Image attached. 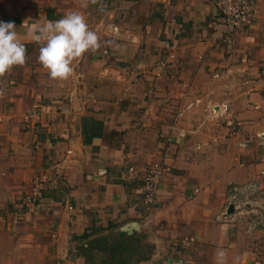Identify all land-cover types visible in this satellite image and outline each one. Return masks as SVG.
Returning <instances> with one entry per match:
<instances>
[{
    "label": "crops",
    "instance_id": "crops-1",
    "mask_svg": "<svg viewBox=\"0 0 264 264\" xmlns=\"http://www.w3.org/2000/svg\"><path fill=\"white\" fill-rule=\"evenodd\" d=\"M73 11L99 46L73 60L72 85L49 77L37 60L44 42L29 31ZM0 21L14 22L26 48L24 64L0 76V264L68 262L85 233L108 226L147 236L154 253L143 264H264V239L227 214L229 185L264 170V0L228 39L209 0H0ZM208 98L231 99L237 137L203 126V105L185 107ZM34 105L39 121L24 122ZM175 110L189 112L175 123ZM163 153L169 172L147 212L144 169ZM42 173V199L27 206Z\"/></svg>",
    "mask_w": 264,
    "mask_h": 264
},
{
    "label": "rangeland",
    "instance_id": "rangeland-1",
    "mask_svg": "<svg viewBox=\"0 0 264 264\" xmlns=\"http://www.w3.org/2000/svg\"><path fill=\"white\" fill-rule=\"evenodd\" d=\"M263 65H262V68H263ZM262 68L260 70V74L264 76ZM77 76H78V71L75 69L73 70L72 74L68 77L70 84L72 85L76 84L75 78ZM135 82L136 81H134V83ZM233 85L234 86L230 87V89L227 91L226 96H232L231 94L236 88L234 83ZM231 102H232L231 99H228V101L223 102V103L222 102L215 103V102H212L211 99L208 98L207 101L204 103L199 104L198 101H194L193 103L185 107H188L187 110L194 108L193 110L196 111L200 106L203 105V108L199 110V112L202 115L201 124L203 126L206 124H211L214 128H219L222 125H225L227 127V135L225 137L228 139L229 138L231 139L233 137H237V134L239 133L238 131H241L240 130L241 126L239 125V123L237 121H234L230 115V111L232 110ZM224 106L227 107V111L225 113H222L223 116H221L218 113ZM183 110H186V108ZM193 110H190V111H193ZM175 112L176 113L174 114L173 122L178 123V121L184 119L186 113H188L189 111H185L184 115H183V111L175 110ZM228 115H230L232 120L229 118ZM179 133L184 135L182 131H179L177 133V136ZM184 136L179 137V138L182 139L184 138ZM257 137L263 138L264 133H261ZM218 153L220 154V152H216L217 156H218ZM230 166L232 167L231 163H230ZM259 176L260 177L256 179L255 181L250 180V181H246V183H243V184L234 183L232 185H229V196H230L229 202L234 207V212L230 216L235 215L242 222H244L245 224H248L249 229L252 232L253 231L256 232L255 234L256 236H258L256 237L257 240H262L264 239V170L260 172ZM122 234H125L126 236L137 237L138 245L140 246L139 247L140 249L138 250L139 252L132 255L131 260H129L130 261L129 264H143L146 261L151 259L154 253V246L152 245L150 240L147 238V236L144 233H141V231L138 229L132 230V229H129L127 226L119 227V228L112 227L108 231L104 232L103 236H109V237H112V239H117ZM93 238L94 237H91L85 240L83 245L86 247V244ZM86 260L84 257H82L81 251H79L78 248H76L73 252H70L69 261L63 262L62 264H65V263L67 264H97L99 263L98 257H87Z\"/></svg>",
    "mask_w": 264,
    "mask_h": 264
},
{
    "label": "clouds",
    "instance_id": "clouds-1",
    "mask_svg": "<svg viewBox=\"0 0 264 264\" xmlns=\"http://www.w3.org/2000/svg\"><path fill=\"white\" fill-rule=\"evenodd\" d=\"M16 29L14 22L0 21V76L12 66L25 62L26 48L18 39ZM29 36L36 42H44L37 60L51 79H67L73 72V60L99 46L98 36L76 11L68 12L59 20L34 25ZM217 255L223 257L224 252Z\"/></svg>",
    "mask_w": 264,
    "mask_h": 264
},
{
    "label": "built area",
    "instance_id": "built-area-1",
    "mask_svg": "<svg viewBox=\"0 0 264 264\" xmlns=\"http://www.w3.org/2000/svg\"><path fill=\"white\" fill-rule=\"evenodd\" d=\"M257 1L258 0H209L222 20L223 26L226 30L225 32L227 39L238 33L239 30L248 25L254 19ZM176 51L177 46L175 44H172L168 48L166 59L156 62L155 68L157 70V75H163L167 72L168 65L171 64L175 59ZM262 69L264 73V65ZM32 110L33 114L23 116L22 119L24 122L35 123L39 121L40 107L34 105ZM226 111L227 107L224 106L218 114L222 116V113H225ZM183 136L184 135H182L181 133L178 134V137ZM169 140L166 141L169 143ZM165 159L166 153H163L161 154V158L159 161L148 164L144 169L140 195L143 206L145 207V210L147 212H151L154 209L159 187L163 183L165 175L169 172L168 166L164 163ZM131 171L132 170L130 169L129 173H131ZM48 180L49 177L45 173L39 174L32 179L29 188L30 190L23 199L25 205L35 206L41 201L42 193Z\"/></svg>",
    "mask_w": 264,
    "mask_h": 264
},
{
    "label": "trees",
    "instance_id": "trees-1",
    "mask_svg": "<svg viewBox=\"0 0 264 264\" xmlns=\"http://www.w3.org/2000/svg\"><path fill=\"white\" fill-rule=\"evenodd\" d=\"M112 227L114 226H108L105 230L85 233L81 237L83 240L94 237L86 244V247L84 245L78 247L85 260L87 257H98L99 263L97 264H129L132 255L139 252L140 246L135 236L122 234L117 239L103 236V233Z\"/></svg>",
    "mask_w": 264,
    "mask_h": 264
},
{
    "label": "water",
    "instance_id": "water-1",
    "mask_svg": "<svg viewBox=\"0 0 264 264\" xmlns=\"http://www.w3.org/2000/svg\"><path fill=\"white\" fill-rule=\"evenodd\" d=\"M233 211H234V207H233V205H230L229 207H228V210H227V214L228 215H230V214H232L233 213ZM129 229H135L134 228V226H127ZM131 227V228H130Z\"/></svg>",
    "mask_w": 264,
    "mask_h": 264
}]
</instances>
